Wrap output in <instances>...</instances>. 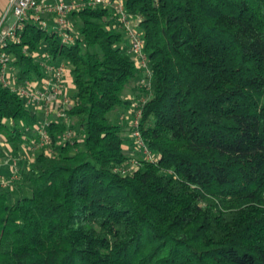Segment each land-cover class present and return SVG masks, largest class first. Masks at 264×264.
<instances>
[{"label": "trees", "instance_id": "1", "mask_svg": "<svg viewBox=\"0 0 264 264\" xmlns=\"http://www.w3.org/2000/svg\"><path fill=\"white\" fill-rule=\"evenodd\" d=\"M122 1L147 86L110 8L71 11L70 43L30 19L4 49L17 85L44 75L47 52L72 88L68 122L51 117L36 147L41 111L0 82L18 157L0 186V264H264V0ZM135 129L153 161L127 150Z\"/></svg>", "mask_w": 264, "mask_h": 264}, {"label": "built area", "instance_id": "2", "mask_svg": "<svg viewBox=\"0 0 264 264\" xmlns=\"http://www.w3.org/2000/svg\"><path fill=\"white\" fill-rule=\"evenodd\" d=\"M88 6H102L112 10L115 23L122 28L128 38L129 52L134 56L139 67L144 68L145 77L141 84L148 85L150 71L147 68V57L144 53V41L141 31L138 29L140 18L132 17L127 14L122 0H8L7 6L0 17V82L3 86L11 87L16 91L27 106L38 108L43 116L39 123V141L36 147H42L50 143L46 125L51 120V113L68 122L65 109L69 105L70 87L67 82L68 67L64 61L53 62L47 52L36 54L40 65L44 70V75L38 79L25 81L17 85V78L13 72L10 56L5 52L6 45L9 43H20L21 33L23 32L28 20L36 22L40 29L49 28L60 37L65 43L74 40V35L69 30L72 24L68 20V14L74 10H80ZM139 110L135 114L133 126L138 125ZM73 133L65 132L61 139H71ZM136 150L141 151L146 160L153 161L155 158L152 152L140 136L138 129L132 133ZM8 151L9 148H8ZM8 155V156H7ZM17 158L10 153L6 157L1 156L0 152V186H9L16 179ZM133 161V167L135 164ZM130 167V168H131ZM11 170L9 176L3 174L2 170Z\"/></svg>", "mask_w": 264, "mask_h": 264}, {"label": "rangeland", "instance_id": "3", "mask_svg": "<svg viewBox=\"0 0 264 264\" xmlns=\"http://www.w3.org/2000/svg\"><path fill=\"white\" fill-rule=\"evenodd\" d=\"M74 91V90H73ZM71 93V92H70ZM130 96L128 97V99H126L125 100V102L126 103H130ZM132 102V101H131ZM125 112V111H124ZM126 116H128V113H126ZM110 117L113 119V121H115V122H117V120H119L120 121V118H117V113L115 112V113H110ZM127 120L128 121H130V118L128 117L127 118ZM129 138H130V136H129ZM0 146L1 147H3V148H6V153H10V151H8V149L7 148H10V144H6V142L4 141V139L0 136ZM11 147H12V145H11ZM128 151H130L131 152V154H133L134 155V158H133V160L134 159H136V157L135 156H137L136 155V153H137V150H136V147H134V148H131V149H127ZM32 152H31V149L28 151V149H26V146H25V144L24 145H21V146H19V148H18V154H20V156H22V155H26V156H30V154H31ZM12 154V153H11ZM8 156V155H7ZM12 156H14L13 154H12ZM14 157H16V156H14ZM16 158H18V157H16Z\"/></svg>", "mask_w": 264, "mask_h": 264}, {"label": "crops", "instance_id": "4", "mask_svg": "<svg viewBox=\"0 0 264 264\" xmlns=\"http://www.w3.org/2000/svg\"><path fill=\"white\" fill-rule=\"evenodd\" d=\"M8 0H0V17L3 13V11L5 10L6 6H7ZM67 82L69 87L72 85L70 83H72V80L70 79V77H67ZM72 87H70L69 90H71ZM52 115H50L51 117H54V113H51ZM26 149H28V151L31 149V152L33 150V146H27ZM32 155V153L30 154V156ZM3 174L5 175H9L12 171L11 170H6V168L4 170H2Z\"/></svg>", "mask_w": 264, "mask_h": 264}]
</instances>
